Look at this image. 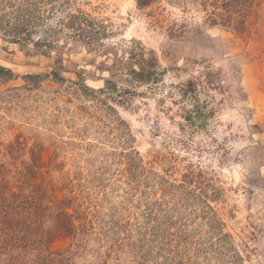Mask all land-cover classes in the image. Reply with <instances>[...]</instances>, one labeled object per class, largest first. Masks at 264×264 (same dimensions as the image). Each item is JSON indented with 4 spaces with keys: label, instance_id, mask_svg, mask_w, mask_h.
<instances>
[{
    "label": "rangeland",
    "instance_id": "374dc122",
    "mask_svg": "<svg viewBox=\"0 0 264 264\" xmlns=\"http://www.w3.org/2000/svg\"><path fill=\"white\" fill-rule=\"evenodd\" d=\"M91 3L112 32L97 51L64 49L62 80H26L56 53L0 37L17 75L0 82V179L48 180L88 214L50 244L53 211L28 247L0 232V264H264V2L242 33L171 5L162 28L136 0Z\"/></svg>",
    "mask_w": 264,
    "mask_h": 264
},
{
    "label": "trees",
    "instance_id": "16d2710c",
    "mask_svg": "<svg viewBox=\"0 0 264 264\" xmlns=\"http://www.w3.org/2000/svg\"><path fill=\"white\" fill-rule=\"evenodd\" d=\"M264 0H136V6L148 17V24L163 28L166 18V5L175 6L181 12L196 11L202 14L203 23L207 26L229 28L236 32L246 30L248 20ZM91 0H0V37L18 44L22 49L34 54L50 56L56 53L57 58L49 72L23 75L26 80L51 78L62 80L63 50L83 46L97 51L103 46V40L111 34L108 23L98 19L86 7H91ZM150 8L148 12L145 10ZM177 23L168 26L171 32ZM130 72L138 81H149L158 73L154 65L132 68ZM17 75L11 68L0 64V82H7ZM88 90L95 91L81 83ZM115 87L110 79H104V85L97 92L110 95ZM196 118L199 115L195 116ZM41 158L33 159L27 166L29 176L37 174L44 162ZM40 164V165H38ZM26 174V173H25ZM22 173L20 177H23ZM20 182L14 191L4 178L0 179V232L10 237L16 246H30L35 241L34 229L41 224V217L46 211L55 213V224L50 244L58 237L74 235L77 229L87 226V212L80 210L81 205L75 198L59 199L54 194L56 189L50 181L42 184ZM29 181V180H27ZM31 187V184H30ZM69 208L73 212H69ZM80 222L79 226L75 222ZM36 235V236H35ZM158 235H156L157 237ZM161 238V237H159ZM162 247L163 243L159 242Z\"/></svg>",
    "mask_w": 264,
    "mask_h": 264
}]
</instances>
